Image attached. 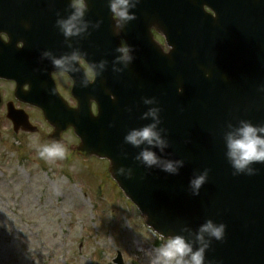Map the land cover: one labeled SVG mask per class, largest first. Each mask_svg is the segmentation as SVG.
Wrapping results in <instances>:
<instances>
[{"label": "water", "instance_id": "obj_1", "mask_svg": "<svg viewBox=\"0 0 264 264\" xmlns=\"http://www.w3.org/2000/svg\"><path fill=\"white\" fill-rule=\"evenodd\" d=\"M166 1L172 2L156 0L164 8ZM245 15L249 12L239 7L231 15L234 22L215 33L212 18L192 25L179 14L172 27L161 8L152 14L151 25L173 33L172 40L165 33L168 52L146 36L148 28L138 27L134 39L122 29L131 60L116 58L118 52L110 47V62L120 65L77 88L81 102L69 123L81 139L77 154L84 160L93 155L110 160L112 177L148 226L163 237H183L194 250L207 244L204 264H264V163L237 172L226 155V136L241 121L264 127V45L259 38L264 32L261 27L256 33ZM262 15L254 14L256 27ZM90 98L103 103L96 118ZM48 106L42 105L45 113ZM154 108L156 119L146 115ZM151 124L165 141L163 149L155 142L133 146L125 141L132 130ZM143 150L155 153L158 164L137 159ZM176 161L181 164L174 174L163 170L165 163ZM205 173L194 194L191 181ZM208 221L224 225L221 239L199 233Z\"/></svg>", "mask_w": 264, "mask_h": 264}, {"label": "rangeland", "instance_id": "obj_2", "mask_svg": "<svg viewBox=\"0 0 264 264\" xmlns=\"http://www.w3.org/2000/svg\"><path fill=\"white\" fill-rule=\"evenodd\" d=\"M6 129L0 136V264H113L117 253L125 264H150L159 248L154 233L109 178L105 161L83 164L69 152L44 160L38 136L13 137Z\"/></svg>", "mask_w": 264, "mask_h": 264}, {"label": "flooded vegetation", "instance_id": "obj_3", "mask_svg": "<svg viewBox=\"0 0 264 264\" xmlns=\"http://www.w3.org/2000/svg\"><path fill=\"white\" fill-rule=\"evenodd\" d=\"M129 3L128 11L138 5V0ZM85 4L86 11L77 26L87 27L79 34L65 36L57 21L67 20L74 13L71 0L49 4L44 0H0V127L10 124L6 107L11 102L26 111L30 122L45 125L39 109L15 101L16 87L28 91L32 99L55 87L71 107L75 105L69 95L71 76L77 77L83 70V80L89 79V72L93 78L87 60L94 59V44L121 36V27L127 24L110 11V0H85ZM45 52L51 56H44ZM74 52L77 59H69L64 67L53 64V59L71 57Z\"/></svg>", "mask_w": 264, "mask_h": 264}, {"label": "clouds", "instance_id": "obj_4", "mask_svg": "<svg viewBox=\"0 0 264 264\" xmlns=\"http://www.w3.org/2000/svg\"><path fill=\"white\" fill-rule=\"evenodd\" d=\"M71 7L74 9V13L67 19L57 21L61 27L65 36H71L79 34L84 31L87 24L77 26L84 16L86 11L85 0H71ZM130 3L129 0H110L109 8L113 15L118 20L128 21L134 19L133 15L129 14ZM119 27V25H118ZM117 51L122 53L119 58L125 62L131 60V56L128 54L129 49L125 46H121ZM44 56L49 57V52L43 53ZM78 54L72 53L71 57H63L59 59H53V64L57 67H64L66 62L71 59H77ZM104 62L100 63V67L103 68ZM89 80L92 78V73L88 74ZM152 101H145V103H151ZM158 109H150L146 115L152 116L156 119ZM158 122V121H157ZM156 125L151 124L141 129H134L125 137V141L131 143L133 146H139L142 143L152 145L153 142L161 149L166 146L159 133L155 130ZM37 154L41 159L48 161H55L57 159H64L67 155V149L64 144L58 141H49L43 144L35 145ZM227 157L236 169L237 172L245 171L246 169L251 172L249 165L253 163H264V127H256L249 122L241 121V126L236 129L235 133H229L226 136ZM141 159L147 166L158 164V158L150 150H143L137 157ZM180 161L167 162L163 165V170L169 173H175L177 171V165H180ZM123 172V169L118 170L117 174ZM206 173L200 175L196 179L191 181L194 194L196 190L204 183ZM224 225L215 226L211 221L206 222L199 229V233H208L210 236L221 239L223 236ZM198 240H203V236L198 234ZM207 247L205 243L203 247L193 249V246L186 242L181 236L170 237L166 242L155 249V256L151 260L150 264H204V251Z\"/></svg>", "mask_w": 264, "mask_h": 264}]
</instances>
